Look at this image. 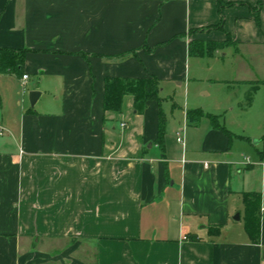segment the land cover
I'll use <instances>...</instances> for the list:
<instances>
[{
    "label": "crops",
    "instance_id": "1",
    "mask_svg": "<svg viewBox=\"0 0 264 264\" xmlns=\"http://www.w3.org/2000/svg\"><path fill=\"white\" fill-rule=\"evenodd\" d=\"M221 1L0 0V48L41 93L0 120V264H264V0ZM147 76L162 144L156 101L103 110L106 77Z\"/></svg>",
    "mask_w": 264,
    "mask_h": 264
},
{
    "label": "trees",
    "instance_id": "2",
    "mask_svg": "<svg viewBox=\"0 0 264 264\" xmlns=\"http://www.w3.org/2000/svg\"><path fill=\"white\" fill-rule=\"evenodd\" d=\"M224 3L218 0V6L222 8ZM221 25V23L219 24ZM220 27V26H217ZM216 44H209L207 51L214 49ZM27 50H13L0 48V74L14 73L21 78L23 73L24 55ZM192 53L201 54V45H191ZM123 57L119 56L118 58ZM159 80L154 76L144 78H119L106 77L104 80L103 110L121 111L122 99L125 95L133 97V112L141 114L144 112L149 101L158 103V128L156 142L163 143L165 117L161 108L162 98L159 95ZM204 116L201 109L187 110L186 118L189 122L197 121ZM211 124L220 128L213 116L207 115ZM245 208V231L252 241H257L259 237L260 221V193L246 192L243 194Z\"/></svg>",
    "mask_w": 264,
    "mask_h": 264
},
{
    "label": "rangeland",
    "instance_id": "3",
    "mask_svg": "<svg viewBox=\"0 0 264 264\" xmlns=\"http://www.w3.org/2000/svg\"><path fill=\"white\" fill-rule=\"evenodd\" d=\"M21 83L18 81L16 75H0V120L3 119L5 124H12L13 121H18L21 111L29 107L24 106V104L28 102V93L30 90L24 85V81L21 80ZM176 91L177 96L175 97L171 94V97H174V101L179 105H182L179 101L182 100L183 92L178 89ZM38 107L39 106H33V109L36 110ZM0 126L3 128L0 142L4 140L8 141L12 138L11 135H15L13 130H8V128L3 124L0 123Z\"/></svg>",
    "mask_w": 264,
    "mask_h": 264
},
{
    "label": "water",
    "instance_id": "4",
    "mask_svg": "<svg viewBox=\"0 0 264 264\" xmlns=\"http://www.w3.org/2000/svg\"><path fill=\"white\" fill-rule=\"evenodd\" d=\"M40 94H41L40 91H37V90L29 91L28 100H29V104H30L31 107L34 106V104L36 103V101L39 98ZM238 218H239V215L236 214L234 219H238Z\"/></svg>",
    "mask_w": 264,
    "mask_h": 264
},
{
    "label": "built area",
    "instance_id": "5",
    "mask_svg": "<svg viewBox=\"0 0 264 264\" xmlns=\"http://www.w3.org/2000/svg\"><path fill=\"white\" fill-rule=\"evenodd\" d=\"M27 77H28L27 74H23L21 77L22 81H26ZM2 133H3V129L0 127V135H2ZM176 141L180 144L183 143V136L181 132L176 133Z\"/></svg>",
    "mask_w": 264,
    "mask_h": 264
}]
</instances>
